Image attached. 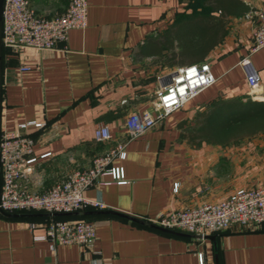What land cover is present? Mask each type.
<instances>
[{"label": "crops", "instance_id": "crops-1", "mask_svg": "<svg viewBox=\"0 0 264 264\" xmlns=\"http://www.w3.org/2000/svg\"><path fill=\"white\" fill-rule=\"evenodd\" d=\"M243 1L249 9L264 7V0ZM29 3L38 14L53 15L64 11L68 0ZM192 7L200 9V0H88L86 26L69 29L66 41L55 49L2 45L0 131L34 138L37 160L24 179L30 189L41 191L87 169L117 144L124 143L126 153L111 161L122 166L123 181L102 175L84 190L86 197L104 204L102 209L115 211L78 216L94 222L90 247H50L36 238L44 234L48 220L59 216L0 213V264H198V252L204 264H264V222L250 229L234 226L182 235L131 218L152 223L150 219L184 206L264 183V131L226 144L194 145L181 135V124L215 100L245 98L239 60L253 22L244 14L230 17L225 37L203 60L215 77L212 84L145 133L129 138L124 130L127 114L150 108L155 89L179 67L166 65L145 48L146 40ZM250 58L264 93V47ZM32 121L45 124L37 128ZM103 126L109 137L100 140L96 137ZM35 212L43 211L14 213Z\"/></svg>", "mask_w": 264, "mask_h": 264}, {"label": "built area", "instance_id": "built-area-1", "mask_svg": "<svg viewBox=\"0 0 264 264\" xmlns=\"http://www.w3.org/2000/svg\"><path fill=\"white\" fill-rule=\"evenodd\" d=\"M88 0H68L64 11L53 15L38 14L29 0H3L2 45L27 47L34 51L55 49L67 39L71 28H84L87 24ZM245 18L253 22L250 40L239 64L243 69L245 98L262 99L263 88L259 73L251 61V54L264 47V7L250 8ZM215 77L209 62L202 61L179 66L170 74L169 81L154 91L151 107L142 111H130L123 122L129 138L139 136L153 128L166 113L183 104L200 89L212 84ZM35 127L45 123L32 121ZM21 123L19 126H25ZM109 137L105 126L97 139ZM34 138L12 130L0 131V209L5 212H70L90 208H105L104 204L84 195V190L98 177L110 176L111 181H123L122 166L112 165L113 157H125L124 143L96 156L92 164L83 170L71 172L64 180L55 182L43 190H32L24 182L32 164L37 160L33 152ZM45 154H43L44 156ZM177 190V183L173 185ZM150 221L167 229L187 233L205 234L220 232L231 227L250 229L264 222V183L258 186H241L227 196L184 206L169 214L159 215ZM34 223L30 222L32 227ZM94 222L75 217L51 218L43 235L50 247L56 244L75 243L90 247L95 239ZM198 264H204L198 252Z\"/></svg>", "mask_w": 264, "mask_h": 264}, {"label": "trees", "instance_id": "trees-1", "mask_svg": "<svg viewBox=\"0 0 264 264\" xmlns=\"http://www.w3.org/2000/svg\"><path fill=\"white\" fill-rule=\"evenodd\" d=\"M248 10L243 0H200V9L192 7L171 21L164 30L147 39L144 47L153 49L168 66L202 62L225 37L230 17ZM261 131H264V100L250 97L219 98L197 111L191 122L181 124L182 137L194 145L226 144ZM65 217L74 216H59Z\"/></svg>", "mask_w": 264, "mask_h": 264}, {"label": "water", "instance_id": "water-1", "mask_svg": "<svg viewBox=\"0 0 264 264\" xmlns=\"http://www.w3.org/2000/svg\"><path fill=\"white\" fill-rule=\"evenodd\" d=\"M2 6H3V0H0V85H1V51H2V38H1V27H2ZM104 212H115L113 210H105V209H84V210H76V211H70V212H54V213H49V212H41V213H10V212H5L3 210L0 209V213L4 214V215H8V216H30V215H37V214H43V215H47V216H82V215H87V214H92V213H104ZM122 214V213H119ZM132 219L141 222L143 224H148L154 228L160 229V230H164V231H168V232H173V233H177V234H182V235H187L190 233L187 232H182V231H176V230H171V229H167L164 227H161L159 225L156 224H152V223H148L142 219H138L136 217H131ZM192 235V234H191ZM209 238H212L211 235L208 236Z\"/></svg>", "mask_w": 264, "mask_h": 264}]
</instances>
